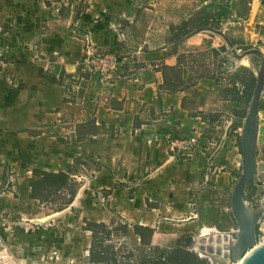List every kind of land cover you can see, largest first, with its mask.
Instances as JSON below:
<instances>
[{"label":"crops","instance_id":"crops-1","mask_svg":"<svg viewBox=\"0 0 264 264\" xmlns=\"http://www.w3.org/2000/svg\"><path fill=\"white\" fill-rule=\"evenodd\" d=\"M193 2L0 0V263L45 264L55 253V264H101L91 261L87 224H122L134 247L141 246L135 226L162 234L153 241L199 238L207 228L197 220L203 199L230 201L242 154L230 135L233 117L220 126L214 119L221 113L215 79L190 82L182 66L185 84L172 91L173 72H163L177 68L183 43L168 40L190 19ZM251 2L260 34L264 0ZM94 52L124 63L102 90L85 70ZM257 123L264 126V95ZM192 136L193 149L171 145ZM43 172L64 173L74 185L60 214L31 198L30 183ZM21 219L55 222L24 231L14 226Z\"/></svg>","mask_w":264,"mask_h":264},{"label":"rangeland","instance_id":"rangeland-1","mask_svg":"<svg viewBox=\"0 0 264 264\" xmlns=\"http://www.w3.org/2000/svg\"><path fill=\"white\" fill-rule=\"evenodd\" d=\"M187 1V0H186ZM252 0H209L203 4L202 0H194L192 3L195 10L191 13L189 20L179 25L176 31L169 37L168 42L178 41L193 30L210 27L213 29L223 28L225 35L230 40L233 48L238 54L252 49L259 50L264 56V32L258 33L255 26L257 14L256 5L253 10ZM258 4L257 0H253ZM250 3V5H248ZM187 54H192V58L183 61L187 68L186 74L192 76L190 82L204 79H215V90L220 101L215 110L214 119L220 126L226 119L233 117L234 123L230 135L237 137V146L242 154L241 129L246 117L251 97L256 84L255 70L247 64L237 66V60L233 58L231 50L226 46L223 39L218 35H211L204 31L187 40L180 47ZM250 62L256 68H260V59L256 56L249 57ZM245 65V66H244ZM222 117V119H220ZM233 131H238L233 133ZM258 163L264 162V148L259 146L256 152ZM239 178L233 181V187ZM232 187V189H233ZM71 189L66 188L62 192H49L43 195V205L54 210L55 214H60L68 208L69 199H74L70 194ZM203 199V209L199 220L203 227L204 236L219 232H230L234 239L233 232L237 229L235 220L230 211V201H226L216 196ZM244 201L248 204L251 212H256L264 206V172H259L245 188L243 193ZM211 201V202H210ZM214 201L215 204L212 202ZM213 203V204H212ZM215 205L214 207H211ZM196 208V207H194ZM200 210V207H198ZM39 221L41 226L34 230L51 229L54 221ZM35 227V226H34ZM85 228L92 231V249L94 256L101 264H210L207 259L199 258L198 254L179 239L175 246L168 247L171 243L167 237L159 241L150 242L148 245L134 247L129 241L125 226L119 224L113 228L94 226L87 224ZM58 230V229H56ZM222 234V233H221ZM148 237V235H145ZM193 236V235H192ZM199 233L194 235L197 239ZM146 237V239H147ZM264 240V219L256 226V242L258 244ZM153 246H151L152 244ZM55 254V253H53ZM202 257V256H201ZM204 257V256H203ZM104 258V259H100ZM46 261V258H45ZM4 263V262H3ZM225 264H232L226 262Z\"/></svg>","mask_w":264,"mask_h":264},{"label":"water","instance_id":"water-1","mask_svg":"<svg viewBox=\"0 0 264 264\" xmlns=\"http://www.w3.org/2000/svg\"><path fill=\"white\" fill-rule=\"evenodd\" d=\"M204 31L210 32L212 36H220L231 50L233 58L237 61L243 57L256 56L260 59L261 64L260 68L252 65L255 70L256 84L241 129L242 169L240 178L233 187L230 198V211L237 227L233 232L236 238L234 239L226 233H216L206 237L201 236L197 239L193 236H187L185 244L191 248L193 247L197 252H205L206 255H210L218 261V264H225L226 262L233 264H264V240L255 244L256 226L264 219V207L256 212H251L243 198L244 190L252 179L257 173L264 172V162L258 163L256 160L258 147L264 148V126H260L257 123L259 103L264 95V56L256 49L238 54L221 29L209 27L194 30L172 45H180L194 35Z\"/></svg>","mask_w":264,"mask_h":264},{"label":"built area","instance_id":"built-area-1","mask_svg":"<svg viewBox=\"0 0 264 264\" xmlns=\"http://www.w3.org/2000/svg\"><path fill=\"white\" fill-rule=\"evenodd\" d=\"M3 55V46L0 39V58ZM122 59L114 54H110L108 52H94L89 55L87 61L84 63L86 72L91 76H96L98 78L101 90L104 87L108 86L113 80L119 77L120 71L123 68ZM198 138L197 137H186L180 138L175 144H171L176 148L188 151L190 149L198 146ZM15 227L23 229L24 231L34 230V228H38L41 226V222L39 221H29L25 219L17 220L14 223ZM35 226V227H34ZM195 251V249L193 248ZM196 252V251H195ZM197 253V252H196ZM90 252L86 251L84 253V258H89ZM199 256V255H198ZM59 260L57 254H51L46 257L45 264H55ZM85 264H93L91 262H87ZM233 264V263H232Z\"/></svg>","mask_w":264,"mask_h":264},{"label":"trees","instance_id":"trees-1","mask_svg":"<svg viewBox=\"0 0 264 264\" xmlns=\"http://www.w3.org/2000/svg\"><path fill=\"white\" fill-rule=\"evenodd\" d=\"M179 53H181V55H179L178 57V64H177V68L174 69H169V68H163V72L168 70L169 72H173V82L171 83L172 80L168 83L167 87L172 90V91H176L177 89L181 88L185 83L182 82L181 80V71H182V66H184L183 61L188 60V58H192L193 55L192 54H183L182 53V49L180 47H177L176 49ZM164 75V73H163ZM165 77V76H164ZM166 78V77H165ZM178 78V79H177ZM172 79V78H171ZM177 79V80H176ZM77 139L80 141L81 140V136L77 131ZM70 188V194L71 196H74V191H73V187L74 185L70 182L69 177L64 174V173H58V174H51V173H46L43 172L41 173L39 176H34V181L32 183H30V188H31V198L38 200L39 203H43V195L45 193H49V192H58V191H62L66 188ZM72 197L71 199L68 200L67 205H69L72 202ZM134 232L136 235L140 236L141 239V245H148L150 244V242H152L155 238L160 237L162 234H156L155 231L150 230V229H145V234H141L139 229L135 226L134 227ZM145 235H148L145 236ZM147 237V239H146ZM163 237V236H162ZM178 240H184L185 235H179L177 236ZM165 238V236H164ZM177 240V241H178ZM177 241L172 240L171 243L167 244L166 246L168 247H173L177 244ZM101 260L104 258H100ZM96 260V257L93 256V258H91V261ZM99 260V259H97Z\"/></svg>","mask_w":264,"mask_h":264},{"label":"bare ground","instance_id":"bare-ground-1","mask_svg":"<svg viewBox=\"0 0 264 264\" xmlns=\"http://www.w3.org/2000/svg\"><path fill=\"white\" fill-rule=\"evenodd\" d=\"M249 58V57H248ZM238 62H240V64H247L249 61L247 60V57H243L241 60H239ZM250 66H252L251 65V62H250ZM264 207V206H263ZM216 233H218V232H216ZM216 233H214V234H216ZM214 234H211L210 232H209V234L207 235V236H211V235H214ZM221 234V233H220ZM206 237V236H205ZM200 256H204V257H206L207 256V258H209V262H210V264H218V261L216 260V259H214L213 257H211L210 255H206V253L205 252H201L200 253ZM0 264H13L12 262H6V263H0ZM234 264H238V263H234Z\"/></svg>","mask_w":264,"mask_h":264}]
</instances>
